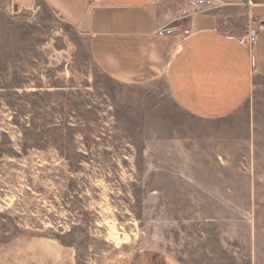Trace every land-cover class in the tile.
<instances>
[{"label": "rangeland", "instance_id": "1", "mask_svg": "<svg viewBox=\"0 0 264 264\" xmlns=\"http://www.w3.org/2000/svg\"><path fill=\"white\" fill-rule=\"evenodd\" d=\"M0 264H264V97L195 117L0 0Z\"/></svg>", "mask_w": 264, "mask_h": 264}, {"label": "crops", "instance_id": "2", "mask_svg": "<svg viewBox=\"0 0 264 264\" xmlns=\"http://www.w3.org/2000/svg\"><path fill=\"white\" fill-rule=\"evenodd\" d=\"M39 1L108 78H162L190 115L219 118L264 97V0Z\"/></svg>", "mask_w": 264, "mask_h": 264}, {"label": "built area", "instance_id": "3", "mask_svg": "<svg viewBox=\"0 0 264 264\" xmlns=\"http://www.w3.org/2000/svg\"><path fill=\"white\" fill-rule=\"evenodd\" d=\"M252 20H254V22H255V21H257V19H256V18H254V19H252Z\"/></svg>", "mask_w": 264, "mask_h": 264}]
</instances>
